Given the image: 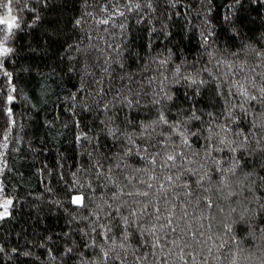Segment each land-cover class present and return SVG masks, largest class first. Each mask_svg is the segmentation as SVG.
<instances>
[{
	"label": "trees",
	"instance_id": "16d2710c",
	"mask_svg": "<svg viewBox=\"0 0 264 264\" xmlns=\"http://www.w3.org/2000/svg\"><path fill=\"white\" fill-rule=\"evenodd\" d=\"M0 19V264H264V0Z\"/></svg>",
	"mask_w": 264,
	"mask_h": 264
},
{
	"label": "snow or ice",
	"instance_id": "6c2138e0",
	"mask_svg": "<svg viewBox=\"0 0 264 264\" xmlns=\"http://www.w3.org/2000/svg\"><path fill=\"white\" fill-rule=\"evenodd\" d=\"M0 23L7 24L8 21H7V20H2V19H0ZM9 27H11V25H10ZM3 51H4V52H7L8 50H7V49H4ZM168 159H169V160H175V157H174V156H169ZM169 179H171V178L169 177ZM149 187H151V185H149ZM142 194H143L144 196H147V195H148L147 192H144V193H142ZM81 201H82V198H81V197H77L76 200H75L76 203H80ZM9 203H10V202H9ZM157 211H159V209H157Z\"/></svg>",
	"mask_w": 264,
	"mask_h": 264
},
{
	"label": "rangeland",
	"instance_id": "374dc122",
	"mask_svg": "<svg viewBox=\"0 0 264 264\" xmlns=\"http://www.w3.org/2000/svg\"><path fill=\"white\" fill-rule=\"evenodd\" d=\"M2 20H3V19H2ZM13 24H14V23H13V20H11L10 22L7 23L8 26H10V25L12 26ZM0 164H1V163H0ZM0 168H1V165H0ZM77 197H81V196H77ZM77 197H76V198H77ZM76 198H75V200H76Z\"/></svg>",
	"mask_w": 264,
	"mask_h": 264
}]
</instances>
